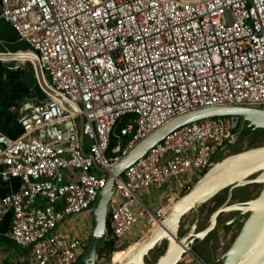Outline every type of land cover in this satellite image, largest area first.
Here are the masks:
<instances>
[{
	"label": "built area",
	"instance_id": "1",
	"mask_svg": "<svg viewBox=\"0 0 264 264\" xmlns=\"http://www.w3.org/2000/svg\"><path fill=\"white\" fill-rule=\"evenodd\" d=\"M0 3V20L28 45L49 99L17 108L18 139L0 132V178L21 183L17 193L0 198V218L12 214L8 238L30 250L27 259L8 264H77L107 185L100 170L111 172L175 118L211 107H264V0ZM235 128L230 118L186 125L117 177L106 242L119 248L141 225L142 237L149 235L170 203L151 210L141 195L175 190L177 181L179 190L190 189L192 178L200 179L229 146ZM124 137L130 141L122 149ZM112 138L118 144L110 151Z\"/></svg>",
	"mask_w": 264,
	"mask_h": 264
},
{
	"label": "water",
	"instance_id": "2",
	"mask_svg": "<svg viewBox=\"0 0 264 264\" xmlns=\"http://www.w3.org/2000/svg\"><path fill=\"white\" fill-rule=\"evenodd\" d=\"M37 73L40 83L44 84L38 64ZM57 97L63 100L66 107H69L62 97ZM213 118H230L236 127L239 126L238 134L241 133L245 125L251 131L264 130V107L262 106L204 108L181 115L148 136L115 164L111 172L100 170L107 175V185L100 193L99 202L94 210L93 229L89 244L77 264H95L99 257V245L101 242H106L109 206L115 195V179L174 131L191 123ZM80 123V148L85 154L82 129L84 121L82 118ZM253 184L263 185V190L256 199L246 203L230 204L234 190ZM225 190H228L226 202L211 214L206 228L197 232L198 207L215 199ZM190 212H195L197 219L189 231L183 237H179L181 221ZM234 212L239 213L240 216H247V219L232 246L221 257V260H225V264H264V146L252 148L216 162L187 194L174 203L163 220L175 238L167 234H159L160 236L151 238L132 262L129 261L127 264H147L146 260L150 259V252L155 248L159 249L163 243H166V249L154 264H179L185 254H192L194 247L213 233L221 215ZM232 223L234 220L227 222L226 225Z\"/></svg>",
	"mask_w": 264,
	"mask_h": 264
},
{
	"label": "crops",
	"instance_id": "3",
	"mask_svg": "<svg viewBox=\"0 0 264 264\" xmlns=\"http://www.w3.org/2000/svg\"><path fill=\"white\" fill-rule=\"evenodd\" d=\"M47 99L38 80L37 62L29 54L28 45L19 39L10 24L0 20V132L10 139H18L22 135V128L17 108L28 100L43 103ZM180 184L181 182L177 181L175 190L167 186L160 190L144 192L140 197L141 202L151 210L166 201L171 205L169 196L180 192ZM20 187L18 180L4 183L0 178V198L17 193ZM12 222V214L0 218V258L3 264H8L11 260L23 261L30 254L29 249L16 246L8 238ZM144 234L142 229L139 236L136 237V234L134 238H141Z\"/></svg>",
	"mask_w": 264,
	"mask_h": 264
},
{
	"label": "rangeland",
	"instance_id": "4",
	"mask_svg": "<svg viewBox=\"0 0 264 264\" xmlns=\"http://www.w3.org/2000/svg\"><path fill=\"white\" fill-rule=\"evenodd\" d=\"M240 128L233 133V138L229 143V146L226 150L214 161L219 162L224 158L252 149L256 147L264 146V130H255L251 131L250 128H247L245 125L241 130ZM213 164V165H214ZM202 177V176H201ZM199 177L194 176L192 181L194 184L198 181ZM193 184V185H194ZM190 186V189L193 187ZM190 189L186 188L180 190L179 193L171 194L169 197L171 199L170 207L179 200L182 196L187 194ZM263 190V185L253 184L243 188H238L233 191V196L230 204H239L246 203L248 201L256 199ZM228 196V190L221 192L215 199L211 200L207 204L198 207L199 211V224L197 228V232L202 231L206 228L209 222V218L211 214L217 210L220 206H222ZM173 203V204H172ZM109 219V217H108ZM197 219V215L195 212H190L181 221V227L179 231V237H183L191 228L195 220ZM247 219V216H240L239 213H228L223 214L218 219L217 228L213 231L212 235L207 237L203 242L197 244L192 254H185L182 261L179 264H225V260H221V257L230 249L232 243L234 242L236 236L239 234L243 223ZM234 220V223L231 225H226L227 222ZM94 221V220H93ZM93 227V222H92ZM145 225H141L134 230V233L126 241L122 243V245L118 248L115 246V242H113V252L111 256H104L99 259V264H124L121 263L123 257L131 251L132 249L137 248L149 235L144 238H134L139 236L140 231L145 229ZM92 232V228H91ZM145 235V234H144ZM91 236V234H90ZM212 243V244H211ZM104 246V242H101L99 245V249ZM166 249V243L158 249L155 248L150 252V259H147V264H154L157 259L164 253ZM195 256V257H194Z\"/></svg>",
	"mask_w": 264,
	"mask_h": 264
},
{
	"label": "bare ground",
	"instance_id": "5",
	"mask_svg": "<svg viewBox=\"0 0 264 264\" xmlns=\"http://www.w3.org/2000/svg\"><path fill=\"white\" fill-rule=\"evenodd\" d=\"M150 233L151 235L146 240H144L137 248L126 253V255L123 257L121 262H124V264H127L129 261L132 262V260L136 257V255L143 249L144 245L148 241H150L151 238H156L157 236H160L159 234H167L168 236L175 238L173 232L168 228V225L163 221L157 223L154 227H152Z\"/></svg>",
	"mask_w": 264,
	"mask_h": 264
},
{
	"label": "trees",
	"instance_id": "6",
	"mask_svg": "<svg viewBox=\"0 0 264 264\" xmlns=\"http://www.w3.org/2000/svg\"><path fill=\"white\" fill-rule=\"evenodd\" d=\"M127 123V119H125L118 127L117 133H120L121 129L125 126V124ZM239 129V126L236 127L233 131V133H235V131ZM130 141L129 137H124L122 139V149H124L126 147V145L128 144V142ZM118 140L116 138H112L111 141V146H110V151L114 150L117 146ZM107 232L110 233V225H109V219H108V225H107ZM212 235V233L210 234V236ZM113 241H107L104 243V246L100 249L99 252V259L108 255L111 256L112 252H113Z\"/></svg>",
	"mask_w": 264,
	"mask_h": 264
},
{
	"label": "flooded vegetation",
	"instance_id": "7",
	"mask_svg": "<svg viewBox=\"0 0 264 264\" xmlns=\"http://www.w3.org/2000/svg\"><path fill=\"white\" fill-rule=\"evenodd\" d=\"M210 236V235H209ZM212 244V243H211ZM133 250V249H132ZM122 263V262H121Z\"/></svg>",
	"mask_w": 264,
	"mask_h": 264
}]
</instances>
